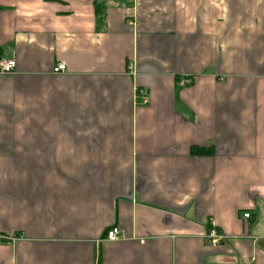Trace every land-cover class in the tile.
Returning <instances> with one entry per match:
<instances>
[{
    "label": "crops",
    "instance_id": "1",
    "mask_svg": "<svg viewBox=\"0 0 264 264\" xmlns=\"http://www.w3.org/2000/svg\"><path fill=\"white\" fill-rule=\"evenodd\" d=\"M3 58L0 264H264V0H0Z\"/></svg>",
    "mask_w": 264,
    "mask_h": 264
},
{
    "label": "built area",
    "instance_id": "2",
    "mask_svg": "<svg viewBox=\"0 0 264 264\" xmlns=\"http://www.w3.org/2000/svg\"><path fill=\"white\" fill-rule=\"evenodd\" d=\"M15 66V61L13 58H3L0 59V73L6 74L13 71ZM65 71V66L62 64H58L54 69V73H61ZM188 80L183 79L182 84L187 83ZM139 95L141 96V99L144 103L147 102V92L141 91L139 92ZM250 215L249 213H244L242 215L243 219H249ZM208 232L206 234V240L207 243L211 246H216L225 238L224 235L220 234L217 229L215 228L213 222H210L208 225ZM105 240L109 242H115L121 239H125V234L123 231L118 229L117 227H110L105 231L104 234Z\"/></svg>",
    "mask_w": 264,
    "mask_h": 264
}]
</instances>
